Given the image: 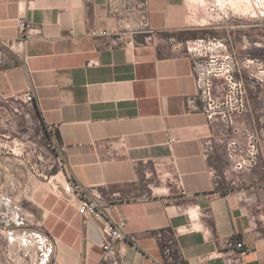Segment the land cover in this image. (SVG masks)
Instances as JSON below:
<instances>
[{
  "label": "crops",
  "instance_id": "obj_1",
  "mask_svg": "<svg viewBox=\"0 0 264 264\" xmlns=\"http://www.w3.org/2000/svg\"><path fill=\"white\" fill-rule=\"evenodd\" d=\"M116 1L120 10L147 2L156 45L110 47L107 37L87 36L90 28L116 23L109 0H0V94L31 91L41 123L53 128L62 149L67 186L99 192L112 200L113 218L126 220L117 264H168L170 242L172 264H227L228 256L240 257L233 264H264V72L250 75L264 62L261 25L243 26L255 38L233 40L243 58L258 60L244 69L251 110L236 123L262 134L259 164L237 172L218 141L221 122L188 110L186 97L196 92L192 61L170 39L237 30L213 23L208 7L194 0ZM21 15L40 32L27 58L8 45L21 35ZM231 136L246 143L241 133ZM206 137L217 141L208 158ZM66 189L72 203L52 191L40 200L53 264H102L101 226L78 212L79 198ZM230 240L242 241L246 254L232 250ZM209 254L215 257L202 263Z\"/></svg>",
  "mask_w": 264,
  "mask_h": 264
},
{
  "label": "built area",
  "instance_id": "obj_2",
  "mask_svg": "<svg viewBox=\"0 0 264 264\" xmlns=\"http://www.w3.org/2000/svg\"><path fill=\"white\" fill-rule=\"evenodd\" d=\"M248 0H225L221 5L220 0H214L212 8L218 6L221 10L228 5L231 10H239V6ZM260 0H252L258 7ZM110 11L115 13L117 21L115 24L107 27L90 28L86 35L93 38H109L110 47H122L134 49L141 46L156 45L158 31L151 26L150 12L147 2L142 1L139 5L120 10L116 0H109ZM227 17V14L225 15ZM17 27L21 35L8 40V45L16 53H22L25 58L28 43L37 37L40 32L27 21L25 15L17 18ZM175 44L176 49L184 50L192 61V74L196 82L195 94L186 97L188 110L203 113L209 122L220 121L222 124L221 136L219 142L226 145L227 156L232 170L244 172L251 170L260 162L262 151V134L258 126L241 127L237 125L238 115L246 114L251 110V102L247 94V84L243 76L244 69L249 67L251 62L256 59L243 56L234 50V41L229 35L225 36H204L193 40L178 41L175 37L170 38ZM92 63V62H91ZM259 74H250L254 77L261 76L264 72V62H260ZM260 78V77H259ZM26 102L34 103V94L30 91L24 94ZM48 132L51 141L58 147V158L63 167L62 149L58 144L53 128L49 126ZM241 133L246 143L242 144L231 134ZM176 139L172 138L170 144ZM217 141L213 137L203 138L201 141L202 154L208 158L216 150ZM69 188L79 198L77 199L78 212L99 222L103 233L102 247L104 249V262L102 264H117L118 243L127 238L123 231L126 220H115L113 218V202L104 198L99 192L94 190L86 191L78 185L68 182ZM69 190V189H68ZM72 203L74 199H68ZM193 216V214H191ZM252 222L255 223L257 217L252 216ZM192 230V226L179 228V233ZM47 237V235H46ZM160 238V235H158ZM228 246L232 250H239L240 255H245L248 249L244 243L239 240H230ZM174 244L170 242L164 247V255L168 264L173 263ZM222 253V252H219ZM217 256V254H216ZM215 257L213 254L202 257L201 262ZM240 257H226L227 264H233L239 261Z\"/></svg>",
  "mask_w": 264,
  "mask_h": 264
},
{
  "label": "rangeland",
  "instance_id": "obj_3",
  "mask_svg": "<svg viewBox=\"0 0 264 264\" xmlns=\"http://www.w3.org/2000/svg\"><path fill=\"white\" fill-rule=\"evenodd\" d=\"M194 1L209 8L214 2ZM220 2L225 4V0ZM214 7L207 10L210 20L230 30L234 26L235 36L232 31L227 34L233 40L245 36L250 39L252 34L255 38V32L246 31L251 28L243 27L251 24L261 25L262 31L256 33L264 37V0L258 7L248 0L239 10H231L228 5L222 10ZM58 153L34 104L26 102L23 94H0V264H53L40 200L49 191L66 201L71 198Z\"/></svg>",
  "mask_w": 264,
  "mask_h": 264
},
{
  "label": "trees",
  "instance_id": "obj_4",
  "mask_svg": "<svg viewBox=\"0 0 264 264\" xmlns=\"http://www.w3.org/2000/svg\"><path fill=\"white\" fill-rule=\"evenodd\" d=\"M33 104H34V106L36 105L35 102H34ZM46 129H47V128H46ZM47 130H48V129H47Z\"/></svg>",
  "mask_w": 264,
  "mask_h": 264
},
{
  "label": "bare ground",
  "instance_id": "obj_5",
  "mask_svg": "<svg viewBox=\"0 0 264 264\" xmlns=\"http://www.w3.org/2000/svg\"><path fill=\"white\" fill-rule=\"evenodd\" d=\"M37 239V238H36Z\"/></svg>",
  "mask_w": 264,
  "mask_h": 264
}]
</instances>
